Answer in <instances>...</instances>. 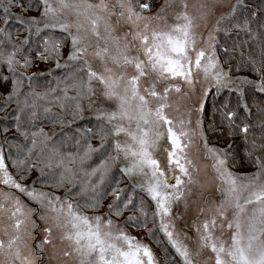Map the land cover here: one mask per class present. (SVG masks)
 <instances>
[{"label":"snow or ice","instance_id":"snow-or-ice-1","mask_svg":"<svg viewBox=\"0 0 264 264\" xmlns=\"http://www.w3.org/2000/svg\"><path fill=\"white\" fill-rule=\"evenodd\" d=\"M42 2L44 9L40 20L25 21L19 17L17 19L26 25L25 30L29 35L34 27L39 33L40 25L44 28H58L67 33L71 39V48L65 63L76 62L74 67L85 72L87 79L74 81L72 85L66 86L63 99L73 102V119L83 118L87 108L97 121L95 130H84L83 148L75 153H63L54 143H50L56 133L53 131L49 134L42 127L35 128L37 106L35 100L30 101L29 97H39L31 91L33 78L27 75L32 66L31 59L27 55L23 56V63L16 59L17 54L21 52L20 45L12 43L11 35L0 29V36L12 45L11 51L0 47V64L11 74V88L3 107L7 108L10 103L17 105L14 117L16 131L25 141L30 138V146L24 151L23 157L17 156L12 160L15 174L9 172L3 150L0 148V185L15 189L39 205V219L44 222L43 231L46 233L42 244H52L53 231L59 229L62 230L60 240L72 246L73 252L80 257L79 264H156L151 249L125 232L122 226L116 225L113 220V217H121L126 210H139L144 217L142 222H137L136 217L129 216L125 223L146 228L148 214L144 210L143 201L137 209L133 205L131 195L121 200L120 193L123 190L112 187L107 193L113 197V201L107 205V212L104 215H86L81 210V205L69 201L72 193L66 191L61 197L34 187L38 182L54 188L65 184L74 185L77 171L83 172V165L92 154L104 149L106 157L87 173L90 176L98 174V179L91 184L93 196L84 203L83 208L94 213L99 211L105 192L97 189L104 183L112 167L120 162V172L129 179L134 178L133 188H139L154 203L153 217L159 218V230L167 237L183 264H196L195 257L199 255L200 249H209L214 254V264H264V240H261V236H264V109H260L262 119L259 138L249 139L250 125L243 121V126L237 124V113L234 110L224 112L221 122L229 130L230 136L242 134L245 155L256 168V171L250 174L240 175L230 171L232 144L228 145V149L208 147L202 131L203 121L196 120V130L192 134L203 141L205 156L212 161V169L219 181L220 203L210 208L212 214L209 219L194 225L199 234L195 251H190L186 245L173 239L172 226L165 222L166 217L172 216V204L180 201L185 191L190 192L191 189L187 186L194 183L190 171L193 162L187 153L191 142L190 130L184 126L185 121L174 122L165 114V109L169 107V94L173 91L182 93L185 87L194 90L201 78L204 82L214 85L217 92L226 87L240 91L243 85H255L259 91L264 92V54L261 55L259 63L250 58V71L259 77L258 82L248 78L233 80L220 66L216 57L215 37L210 33L203 42L205 46H201L198 43V25L194 18L187 11H174L173 6L167 2L152 16L145 14L150 10L148 3H138L134 0H118L112 5L105 0H100L98 4L58 0L59 8L53 7L48 0ZM16 3L17 0H0L5 24L9 19L10 8ZM182 6L184 9L188 7L186 3ZM117 8L119 11H116ZM169 12L176 21L170 25L166 22ZM68 13L75 17L72 23L68 21ZM111 15L117 17V23L123 22L130 26L129 31L125 33L123 44L119 39L111 37L112 27L108 22ZM161 20H165L163 25L158 23ZM73 27L75 32L72 31ZM235 27L240 28L241 25L236 24ZM243 27L248 28L247 22ZM101 40L104 41L103 46L100 44ZM110 40L114 47L113 52H109ZM27 43V38L21 42ZM93 45L95 50L90 53L89 49ZM60 47L59 41L46 38L43 42V52L38 53V56L45 61L56 59L59 67ZM44 53H47V56H44ZM89 55L101 60L103 71L93 70ZM107 62L114 65L118 71L108 67ZM128 69H131V72ZM4 79L7 80L8 77ZM25 80L29 82L28 92L23 90ZM97 86L102 88L101 95L104 100L116 102L114 110L97 105ZM68 87L73 88L75 96H67ZM207 92L208 87H202L201 99ZM238 103L243 109V114H247L246 118L250 117V109L243 101L242 93ZM60 107L64 108V105L61 104ZM28 109L31 111L27 112L22 121L21 114ZM43 111L48 118L51 108L45 107ZM197 111H202V104H199ZM52 116L53 127L67 123L59 115ZM210 127H215V124ZM121 135L126 139L121 140ZM109 137L111 143L106 148ZM91 139L100 141L99 148L92 146ZM258 139L261 142L258 143ZM76 144L80 145V140H76ZM45 169H61L58 179H42L48 175ZM33 170L38 172L39 176L32 182V186L21 183L29 178ZM81 191H84L83 186ZM0 195L4 200H12L11 218L15 230V234L6 243L0 240V250L7 249L9 264H34L32 259L21 257L19 245L24 244L27 247L25 240L32 239L30 229L36 227L32 216L38 210L25 205L18 196L9 191L0 190ZM253 203L261 205L259 216L252 218L245 235L241 232L239 216L247 205ZM129 205L133 206L130 208ZM2 208L3 204H0V209ZM229 209L230 219L226 215ZM217 217L222 221L219 225L221 229L225 227L223 221H226V227L233 230L230 243L226 244L215 236ZM257 224L260 227H257ZM64 255L68 256L70 253L64 252Z\"/></svg>","mask_w":264,"mask_h":264},{"label":"rangeland","instance_id":"rangeland-1","mask_svg":"<svg viewBox=\"0 0 264 264\" xmlns=\"http://www.w3.org/2000/svg\"><path fill=\"white\" fill-rule=\"evenodd\" d=\"M237 0H162L159 6L157 7V10L152 13L145 12L146 15L152 16L155 15L160 8L167 2L171 6H173L174 11H187V13L194 18V22L198 25L196 28L197 32V39L198 43L201 46L204 45V41L207 40L209 34L211 33L215 37V54L218 59L217 53H216V43H217V36H218V28L221 25V23L224 20V17L232 10L234 3H236ZM48 2L55 8H59V2L58 0H48ZM69 3H79V4H86V3H92V4H98L100 3V0H68ZM106 3L109 5L116 4L118 0H105ZM187 4V9L183 8V4ZM11 8L16 9L17 11L21 12L23 15H32V14H38L43 13L44 5L42 0H40V6L34 2V0H17V3L13 5ZM116 11H119L117 8ZM75 17L68 13V21L69 23H72L74 21ZM219 21V23H217ZM108 22L110 23L112 27L111 37L119 39L121 41V44L124 43L125 40V33L129 31L130 26L120 22L117 23V17L115 15H111L108 18ZM166 22L170 25L175 23V18L172 15L171 12H169L166 16ZM159 24L163 25L165 23V20H161L158 22ZM43 26V25H42ZM53 33L50 36V40H56L60 43L63 41H66L67 50L66 53L69 54V50L71 48V39L67 36V33L61 31L60 29H52ZM72 31L75 32V27L72 28ZM101 34L103 35V28L100 29ZM104 41L101 40L100 44L103 46ZM69 45V47H68ZM95 50V46L93 45L90 47L89 52ZM114 47L112 46L111 40L109 41V52H113ZM65 49L64 47L60 49V53H64ZM88 59L91 61L93 70L95 71H103L104 65L102 64L101 60L98 58L89 55ZM67 60L64 61L61 68L63 69L60 72V75L57 76V79L54 84V93L51 92L50 95H46L42 92H37L39 97H41L43 100H46V104L50 106L51 113L59 115L63 118L67 123H65L63 126L57 124L55 127H53L51 123V119L54 118L52 114L48 117V121L51 124L48 128H45V132L51 134L53 131L56 133V137L60 136L62 133H64L65 129L74 123L78 118L73 119L72 112V104L73 102L71 100H65L63 99L65 95V88L66 86L72 85L74 81H80L81 79L86 80V73L85 72H76L74 70V61H69L67 64L65 63ZM219 61V59H218ZM108 63V67L113 68L114 71H118L114 65H112L110 62ZM220 64V62H219ZM221 66V64H220ZM34 67V66H33ZM37 69V67H34V70ZM129 72H131V69H128ZM32 72V71H27ZM233 79V78H232ZM234 80V79H233ZM41 83V82H40ZM95 83V82H94ZM202 87H208V92L203 99H201V91ZM215 88L214 85L208 84L203 81L201 78L200 83H197L194 90H190L187 87L183 90L182 93H175L174 91L169 94V98L167 103L169 104V107L165 109V114L172 119L174 122H178L180 120L185 121V127L190 130V144L187 148V153L189 159L192 160L193 166L190 167V171L192 172L194 183L191 185H188L187 187L191 189V191H185L184 196L182 199L178 202H175L172 204V216L166 217L165 222L169 223L173 231V239H175L177 242L186 245L190 251H195L197 249V245L199 243V234L196 231V228L194 225H198L201 221L205 219H209L211 216L210 208H214L215 206H218L221 199V194L218 191V185L219 181L216 179L215 173L212 169V161L210 158H206L204 148V143L199 137L195 134H192L196 130V120L201 119V114L205 105L206 98L208 96V93L211 89ZM33 89L35 90L34 86ZM97 96L95 97L97 105L100 107H104L106 109H115L116 102L114 100L108 101L104 100L101 93L102 88L100 86L96 87ZM76 92L73 90L72 87H68L67 89V96L72 97L75 96ZM6 97L0 96V103H5ZM85 106L87 105V101L84 102ZM15 103L8 104L7 108L3 107V112L8 113L13 108ZM63 104L64 108H61L60 105ZM199 104H202V111H197V108ZM150 107H154V105H150ZM31 109H28L29 111ZM24 114L21 115V120L24 118ZM84 117H88V120L92 115L90 111L85 108V111L83 113ZM15 115H10V118L4 123L8 125L9 120H13ZM15 119V118H14ZM22 120V121H23ZM16 121V120H15ZM188 121H191V123H188ZM93 122L97 121L94 119ZM179 126V125H177ZM97 127V125H96ZM13 134L20 135L15 128L7 129V131L2 130L0 131V148L3 150V155L5 158V164L8 167V170L10 173L15 174L16 169L12 166V160L16 159L17 156H20L21 158L24 155V151L26 148L30 145H26V141L24 140L23 143L18 142L17 137H14V139H8L7 136ZM21 136V135H20ZM22 137V136H21ZM23 138V137H22ZM121 140L126 139L123 135L120 137ZM63 138H54L50 143H54L55 146L64 153V150L62 148V142ZM97 140V141H96ZM92 140L91 144L94 148H99L100 141L98 139ZM111 143V137H109V141L106 143L105 147H108V144ZM163 143V141H162ZM2 144V147H1ZM208 147L211 148H217L216 146L208 143ZM11 145V147H10ZM18 149L20 151L18 152ZM103 150V155L106 153ZM114 153V152H113ZM112 153V154H113ZM107 155V153H106ZM114 155V154H113ZM95 153L92 154L91 158L87 160L93 161L95 160ZM163 159V157H162ZM126 163V162H125ZM89 165H92L90 163H87ZM99 164L95 165L97 167ZM122 166V165H121ZM69 167H74V165H69ZM119 169V165L116 166ZM84 171L81 175L76 176L82 178L81 188L83 186L84 191H81V188L79 190V193L82 197H86L83 200L88 201L92 196L93 193L91 191V184L95 183L98 179L97 175H87V173L91 172V170L88 168V166L84 163L83 165ZM229 170L236 173V174H250L253 172H235L231 166L229 165ZM61 171V169H52L49 171L48 169H45V172L48 173L43 179L48 180L50 178L58 179V173ZM120 172V170H119ZM255 172V171H254ZM34 176H39V173L35 170L32 171L29 178L25 181H21V183L28 185L29 181L32 180ZM122 177H125L130 181V187H133L134 178L129 179L127 176H124L121 172H114V166L110 170L108 176L105 178L104 183L100 186V188L97 189V191H104V199L102 201V207L99 209V212L97 211L95 215H104L107 212V205L113 201V197L111 195H108L107 193L111 190H106L107 188L112 187H118L119 189L128 190V196L131 195L133 197L134 192L130 191L128 187L125 185V183L121 180ZM19 179V177H16ZM112 184L110 185V183ZM118 182V183H117ZM32 186V185H30ZM70 184H65L61 186L60 188H54L50 187L51 189H46L43 187L36 188L39 191L52 193L56 196L63 197L65 195L66 189L70 187ZM129 187V188H130ZM0 190L2 191H9L14 194V196H18L21 201L32 208L37 209L38 211L33 214L32 219L36 222V227L34 229H30L32 233V239H26L25 244H27V247L24 246V244H20V251H21V257H28L29 259H32L34 261V264H79V255L73 252L72 246L68 244L66 241L60 240V234L62 230L54 229L53 231V243L52 244H42V241L44 240V237L46 233H44L43 228L45 227V224L42 220L39 219L40 209L39 205L33 203L31 200H29L26 196L23 194H20L15 189H8L6 186L0 185ZM123 191L120 193L121 200L125 199V196L123 194ZM247 194V193H245ZM76 199H79V196L75 198L72 196L69 198V201L73 204H79L81 205V210L85 212L86 215H94V213H91V210L84 209L83 205L86 201L77 202ZM0 204H3V208L0 209V240L7 242V240L15 234V230L12 227L14 221L11 218V211H12V200H4L3 196L0 195ZM132 207V205H129ZM261 207L260 204H249L245 207V209L240 213L239 216V223L241 227V232L243 234H247L249 224L252 222V218L254 216H259V208ZM201 209H203V212H201ZM228 218H231V209L228 210L227 214ZM129 216L139 217L138 210L136 211H124L121 217L116 218L113 217V220L115 221L116 225L122 226L123 230L130 234L131 236L135 237L136 240L140 241L143 244H146L152 251L156 264H161V259L159 258V252L155 245H153L149 240L145 237V229L146 231L150 228L149 226L145 227H133L130 223H125L127 221V218ZM159 221V218H158ZM225 223V227L221 229L219 225L222 223L221 219L217 217V227L215 229V236L222 239L226 244L230 243V237L232 235V229H228L226 227V221H223ZM132 226V227H129ZM257 227H260L259 224H257ZM143 228L144 231L142 230ZM164 234V233H163ZM152 239L155 241H159L158 236L154 234L151 235ZM168 240V239H167ZM261 240H264V236H261ZM40 245L41 247H37ZM164 249V248H162ZM64 252H69L70 255L65 256ZM181 263L183 264L182 259L180 258ZM169 262H174L175 260L169 259ZM196 264H214V254L211 253L209 249H200L199 255L195 257ZM0 264H9L8 256H7V249L0 250ZM19 264V262H17Z\"/></svg>","mask_w":264,"mask_h":264},{"label":"trees","instance_id":"trees-1","mask_svg":"<svg viewBox=\"0 0 264 264\" xmlns=\"http://www.w3.org/2000/svg\"><path fill=\"white\" fill-rule=\"evenodd\" d=\"M162 0H134V2L138 3H148L150 5V10L146 11L147 13H154L157 10V7L161 3ZM40 6V0H34ZM17 17L28 21L31 19L40 20L42 17V13L32 14V15H23L21 12L16 9L10 8V15L7 21V24L4 22V12L3 9L0 8V29L6 30L7 33L11 35L12 43L16 45H20L21 52L17 54L16 59L20 60L23 63V56L27 55L32 62V66L28 69V76H32V87L31 91L37 93L42 92L46 95H50L51 92L54 93V84L57 79V76L60 75V72L63 70L61 68L62 64L65 60H67L68 54L66 53L67 46L66 41L61 42L62 49L64 47L65 52L61 53L59 57V67H57L56 59H49L45 61L41 56H38V53L43 52V42L46 38L50 39L53 31L51 28H44L40 25L41 31L39 33L36 32L35 27L33 28L32 34L29 35L28 31H26V25L19 22ZM247 22L248 28H244V23ZM236 24H240L241 27H235ZM28 39L27 44H21L22 41ZM0 47H2L5 51H11L12 45L9 44L6 40H3V37L0 36ZM69 47V45H68ZM216 53L221 64V67L225 72H227L231 78L234 80H239L243 78H248L250 80L259 81V77L253 74L250 71V58L255 59L258 63L260 61V57L264 54V0H237L234 3L232 10L224 17L223 22L218 28V36L216 43ZM44 56H47V53H44ZM76 64V62H75ZM36 66L37 69L34 70ZM22 71V69H18ZM74 70L77 72H81L76 67ZM4 77H8L7 80ZM41 82V83H40ZM29 82L27 80L24 81L23 90L25 92L29 91L28 87ZM33 86L35 90L33 89ZM11 88V74L7 72L6 67L3 64H0V96L6 97ZM242 99L247 103L248 108L250 109V117H247V114H243V109L238 103V101ZM39 97V96H38ZM30 101L35 100L37 106V118L35 119V128H48L51 124L48 121L44 114V108L47 105L41 97H29ZM4 102L0 103V131L4 129L15 128L16 121L13 120L8 121V125L4 124L9 118L10 115H16V108H13L10 112L4 113L3 110ZM229 109L236 111L237 118L236 123H248L250 125L249 129V139L259 138L261 136V128L260 123L262 119V113L260 109H264V92L258 90L255 85H243L240 91L235 89L230 90L229 88H222L219 92H217L216 87L211 89L208 93V96L205 101V105L201 114V120L203 121L202 131L204 137L207 139V142L216 146L219 149H228V145L232 144V148L230 149V157H229V165L235 172H254L256 168L252 166L251 162L248 160L244 151V143L242 140V134H234L229 135L228 129L221 123L223 120V113L228 111ZM31 111V110H29ZM27 110L25 111L24 118L27 115ZM52 113L48 114V117ZM21 117H23L21 115ZM94 116H91L88 120V117L78 118L74 121L73 124L69 125L64 133L60 136L54 138H63L62 148L64 153L72 152L75 153L78 149L83 148L84 143V130L91 128L93 130L96 129V122H93ZM23 120V118H22ZM215 124V127H210V125ZM27 127V125H24ZM35 130V129H33ZM17 137V141L23 143L25 140L18 134L11 133L7 136L8 139H14ZM76 140H80V145L76 144ZM96 140V139H92ZM97 141V140H96ZM259 141V139L257 140ZM26 145H30V138L26 141ZM2 147V144H1ZM115 154V153H113ZM95 160L85 162L88 168L91 170L95 167V165L100 164L101 161L106 157V153L103 155V150H100L95 153ZM235 161L233 164L232 161ZM90 163L92 165H89ZM121 166L120 162H117L116 166ZM114 166V172H119V169ZM74 165L73 168H75ZM82 172L77 171L76 176L81 175ZM30 176V175H29ZM38 176H34L31 181H29L28 186L32 185V182L37 179ZM43 179V178H42ZM125 185L128 187L130 191L134 192L132 197L133 205L137 207V209L141 206V201H143L144 210L148 214L147 226L150 228L146 231L145 228V237L149 240L159 252V258L162 260L161 264H182L180 257L175 253V250L172 248L171 244L167 240V237L163 234L162 231L159 230L158 226V218L153 217V212L155 211V205L150 200L149 197L145 193H143L139 188L130 187V181L127 178L122 177L121 179ZM113 181H111L110 185ZM82 178L77 177V181L74 185H71L66 189V191L72 193L69 196L71 198L77 195L79 199H76L77 202L81 203L86 200V197H82L79 193L81 188ZM35 188H46L51 189L49 186H46L41 183H36L34 185ZM130 187V188H129ZM106 190H111V188H107ZM123 194L125 198L128 196V190H124ZM104 199V198H103ZM132 205V206H133ZM131 208V206H129ZM85 209V208H84ZM102 212V211H99ZM134 212V211H133ZM139 212V210H138ZM94 213V212H91ZM96 213V212H95ZM94 213V214H95ZM139 217H136L137 222H142L144 217L139 212ZM132 227V226H129ZM135 227V226H133ZM151 230V232L149 231ZM154 234L158 236L159 241H155L152 239L151 235ZM164 248V249H162ZM175 260L174 262H169L168 260Z\"/></svg>","mask_w":264,"mask_h":264}]
</instances>
